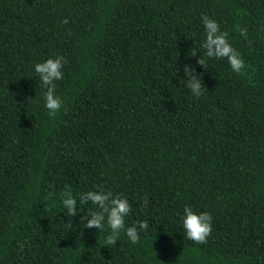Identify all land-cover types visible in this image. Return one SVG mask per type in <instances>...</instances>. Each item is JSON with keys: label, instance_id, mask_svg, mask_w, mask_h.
Returning <instances> with one entry per match:
<instances>
[{"label": "trees", "instance_id": "obj_1", "mask_svg": "<svg viewBox=\"0 0 264 264\" xmlns=\"http://www.w3.org/2000/svg\"><path fill=\"white\" fill-rule=\"evenodd\" d=\"M201 13L246 68L205 58L194 98L180 78ZM57 54L50 118L32 65ZM65 184L122 193L149 229L105 246L79 225L90 204L70 217L48 197ZM186 203L214 218L203 244L183 236ZM0 264H264V0H0Z\"/></svg>", "mask_w": 264, "mask_h": 264}, {"label": "clouds", "instance_id": "obj_2", "mask_svg": "<svg viewBox=\"0 0 264 264\" xmlns=\"http://www.w3.org/2000/svg\"><path fill=\"white\" fill-rule=\"evenodd\" d=\"M62 23H68V18L65 17ZM200 23L203 27L200 45L203 49V56L199 54L195 64H184L183 77L180 78L184 81V86L189 90V94L194 98H199L204 91L201 74H197V66L207 69L205 58L226 59L231 71L236 74H241L246 68L243 55L233 46L229 39V33L222 29L217 19L208 13H201ZM237 27L241 35H246L245 27ZM67 62L63 55L57 54L36 61L32 65L33 77L37 78L41 89L40 98L43 101V107L47 110V115L50 118H54L63 108L64 100L57 93L56 82L64 78L63 68ZM179 71L180 69L176 68V74ZM50 187L52 190L48 193V197L54 201L58 200L59 205L64 209L61 213H66L70 217H75L80 213V206L91 205L86 208V212L82 213L79 225L83 221L84 228H95L98 233H103L104 245L109 248L116 247L122 234L132 244H136L140 239V234L149 229V223L146 220H137L131 225L126 224L125 218L132 211V206L127 196L122 193H115L102 186H93L86 191H75L68 184H65L63 189L56 193L54 186ZM178 215L184 238L198 244L205 243L213 230L214 218L212 214L209 211L198 210L186 203ZM67 223L75 224L71 220Z\"/></svg>", "mask_w": 264, "mask_h": 264}]
</instances>
